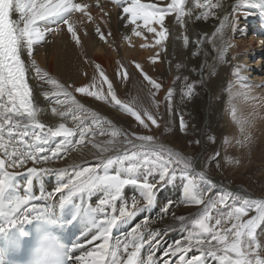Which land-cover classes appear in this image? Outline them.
Wrapping results in <instances>:
<instances>
[{
    "label": "snow or ice",
    "instance_id": "snow-or-ice-1",
    "mask_svg": "<svg viewBox=\"0 0 264 264\" xmlns=\"http://www.w3.org/2000/svg\"><path fill=\"white\" fill-rule=\"evenodd\" d=\"M187 3L188 0H171L166 7H159L156 4L142 3L141 0H113L114 7L122 10L120 19L125 21L124 26L133 25L132 33L140 36L142 31H137L141 28L138 21L142 22L148 32L155 34V45H162L168 38L169 30L165 27V19L169 15L175 14L181 26H184L185 17L192 22L207 21L209 18H218L219 14L226 11L228 0H192V7H187ZM97 6L99 7L98 0ZM242 7L259 9L260 15L264 16V0H238L235 8ZM89 8L88 3H78L76 0H0V151L3 153L0 156V236L12 231L23 234L24 226L34 221L44 227L55 225L67 228L71 232L81 219L87 218L90 225L97 230V235L92 237V241L102 242L82 256L75 255L77 250L84 247L79 240L70 247L60 245L47 253L50 264H76L77 261L80 264H158L152 253L145 258L141 252L145 245L152 244L161 235L159 231L146 233L144 226L138 224L122 237L114 239L113 230L151 208L156 203L159 192L168 183L179 180L183 185L184 202L204 205V208L191 222L190 227L185 228L184 239L176 241L174 246L169 247L164 253L165 256L178 255L181 264H207L208 258L218 261V264H264V258L261 257L264 246L257 237V229L264 223V200L226 198L225 195L216 200L207 199V193L214 187L213 181L204 172L195 171V162L191 157L158 143L153 135L132 133L134 141L116 128L106 132L104 124L111 122H106L94 112L89 113L92 117L91 123H85L86 117L77 113L89 110L85 109L63 84L43 71L35 59H31L33 46L45 41L49 33L57 34L61 25H67L72 40L76 45H80V37L74 28L77 21L73 17L76 13H82L80 23H83V17L92 20ZM197 9L200 11L193 19ZM101 11L104 9L101 8ZM13 13H18L19 18L13 19ZM250 14L249 11L242 13L234 11L231 19L225 17L217 33H221L226 25L232 32H236L240 16L247 18ZM152 25H159L160 30ZM96 32L101 40L105 39L99 27ZM183 39L187 45L188 36H184ZM200 43L202 40L198 39L196 44ZM230 47L231 40H226L223 53L226 54ZM22 52L30 58V68L34 69L36 78L46 81L53 87L54 91L45 93V96H54L57 105H68L65 110L53 107V114L60 117L70 115L76 122L75 127H69L65 123L49 127L40 122L38 119L40 109L33 101L32 88L27 79L29 67H26L25 60L21 58ZM157 59L158 57L154 58L153 63ZM96 67L99 69L100 65L97 64ZM135 67L141 69L140 64H136ZM240 73L241 68L237 66L234 74L243 81L245 78ZM124 75L127 77L126 71ZM100 76L107 81L108 78L103 71L100 72ZM144 79L157 91L162 87L146 73ZM252 87L251 84L241 83L242 91L235 93L230 88V103L235 96H243L247 100ZM75 91L94 96L98 100H108V96L102 92L89 91L86 86L78 87ZM193 91L194 85L188 84L184 95L190 98ZM108 92L115 104L121 105L144 128L149 127L139 112L121 104L112 90L110 81ZM145 115L152 125L159 127L157 119L152 114L145 111ZM231 115L244 137L237 143L243 146L250 139L247 128L251 121L243 114H238L234 105ZM184 127L181 120V128ZM94 129H99L100 136L112 137L103 144L88 140L100 154L97 157L98 163L88 167L73 166L67 182H61L54 192H48L47 195L42 192L39 196L32 194L31 180L49 172L50 169L43 166L29 167L25 175L28 178L26 193H19L16 180L22 173L10 172V168L23 169L28 161L43 165L60 159L63 154L85 145L86 138L95 137L97 132ZM120 136L126 137L125 142L131 148L116 156H104V153L113 150L115 139ZM57 138L60 139L53 146L52 142ZM113 167L117 169L114 173L110 171ZM67 173V169L63 170V174ZM126 186L137 188L140 199L133 197L129 204L122 195ZM97 192L104 195L93 207L87 201ZM55 194H62L59 211L53 210L46 203L35 202L49 200ZM74 197L79 199V207ZM229 199L232 200L231 204L228 203ZM118 200L123 205L119 209L116 207ZM69 204L72 207L65 211ZM172 204L173 201H167L163 204L162 211L167 212ZM221 206L229 210L221 211ZM252 210L256 211V215L246 221L243 220L242 218L248 216ZM213 211H216V216L212 215ZM177 219L183 221L184 217ZM213 220L214 224L211 223ZM147 222L146 219L144 225ZM229 222L231 227H224ZM83 235L84 233H81V236ZM193 250L199 254L188 257V253Z\"/></svg>",
    "mask_w": 264,
    "mask_h": 264
},
{
    "label": "bare ground",
    "instance_id": "bare-ground-1",
    "mask_svg": "<svg viewBox=\"0 0 264 264\" xmlns=\"http://www.w3.org/2000/svg\"><path fill=\"white\" fill-rule=\"evenodd\" d=\"M76 1L88 3L90 5L88 11L95 16L94 20L83 17V23L79 22L81 17L73 18L77 21L74 28L80 37V45H76L71 38V34L67 31V25H63L57 34L49 33L45 41L33 47L31 59H35L43 71L63 84L75 99L83 104L85 109L89 110V112L77 113L82 117H86L85 123H91L92 117L89 113L94 112L106 122H111L110 124H104L106 132L116 127L125 130V127L133 124L125 109L123 110L111 100L108 92V82H111L113 92L125 97L127 92L133 91L137 98H134V101H138V99L142 101L146 97L149 98L148 96H151L155 91L152 85L144 79L146 73L162 85L161 90L158 91V99L163 101V107L167 106L166 99H168L167 95L171 90L174 105L187 112V116L198 123L197 130L201 128L204 131L205 129L204 132H200L202 137L206 138V130L213 128L215 123H218L217 131L234 132L235 130L229 122L232 109L229 89L231 88V91L235 93L242 91L240 88L241 83L251 84L253 87L248 93L249 98L247 100L243 96H235L231 101H234L238 114H243L251 121L247 132L252 134L256 142H253V146L248 150L250 152L249 157L244 156V153L238 149L233 148L231 151L234 152V155H241L243 167L238 172H245L250 164L255 162H259L257 166L263 168L259 172L264 171V91L261 90V85H264V60L259 59L258 62L253 60L254 55L260 54L262 51L256 40L247 36V33L239 27L236 32H232L231 28L226 25L221 33H217V29L220 28L225 17L231 19V14L234 11L241 12L240 9L235 8L238 0H228L226 11L219 14L218 18H209L207 21L192 22L188 17H185L184 26H181L176 20L175 14L169 15L165 19V27L168 28L169 35L162 45H155V34L148 32L140 21L138 23L141 24V28L137 31H142V35H134L132 33L134 26L128 25L129 29L126 28L124 26L125 21L120 19L117 9L111 8V4L105 0H98L100 7L97 6V0ZM141 2L166 7L171 0H141ZM186 6L192 7V0H188ZM101 8L104 9L103 12ZM199 11L200 9L196 10L193 19ZM97 27L104 34V40L99 38V34L96 32ZM152 27H156L158 31L160 30L159 25H152ZM184 36L189 38L187 45L184 43ZM198 39L202 40L199 45L196 44ZM226 40H231L232 47L228 48L227 53L224 54L223 49ZM157 57L158 59L153 63V59ZM28 63L30 65V59ZM97 64L100 65L99 69L96 67ZM136 64H140L141 69H137ZM237 66L241 68L240 75L245 78L243 81H240L234 74ZM101 71L108 78L107 81L100 76ZM125 71L127 77L124 75ZM28 82L32 88L34 104L40 109L38 119L41 123L49 127L58 126L60 123L75 127L76 122L71 119L70 115L60 117L53 114V107L65 110L68 105H57L54 96H45V93H52L54 89L46 81L36 78L34 69H31V74L28 73ZM188 84H193L194 90L198 92L194 99L184 95ZM85 86L90 88L89 91L102 92L105 96H108V100H98L94 96L75 91L76 88ZM186 101L191 102L186 103ZM226 105L227 108L225 109ZM94 130L97 132L95 137L86 138L85 145L63 154L60 159L52 160L50 163L43 165L28 161L23 169L10 168L9 171H19L22 175H26L29 167L43 166L48 168L50 171L40 176L50 175L54 179V183L49 187V192H54L61 182H67L73 166H78L80 163L90 160L98 161L97 157L100 154L88 140L103 144L112 137L109 135L100 136L98 134L99 129ZM129 137L131 138V136ZM59 139L57 138L56 141L52 142L53 146ZM158 143L191 157L195 162V169L198 167L201 169V158H193L192 149L184 145L186 138L183 134L181 135L179 132L170 133L164 138V141ZM110 152L103 155L110 154ZM2 155L3 153L0 151V156ZM262 161L263 163H261ZM65 169L68 170L67 175L63 174ZM22 175H20V178ZM210 179L213 181L214 187L226 185L219 177ZM233 189L242 196L253 197L254 195L246 186H236ZM126 190L122 193L125 199L132 195H140L139 190L134 186H130ZM176 193L175 189L163 188L159 192L155 203L159 211H151L147 216L146 212H141L130 221L133 224L127 225L130 230L139 224L144 226L146 233L148 231H159L161 233L152 244L145 245L141 252L145 258L149 253H152L159 264H181L178 255H164L169 247L174 246L176 241H180L177 238L181 236L179 231L183 229L182 223L184 221L177 220L176 216L169 215V212L167 214L163 212L161 207L165 203L161 202V198ZM66 194L65 191L64 195ZM103 195L104 193L97 192L88 200L96 206ZM61 196L62 194H55L54 199L57 200ZM183 203L185 202L183 201ZM119 208L117 207V209ZM190 209L182 206L178 209V212L184 213ZM107 211L110 212L111 210L107 209ZM146 219L148 222L144 225ZM197 254H199L197 251L189 252L188 257ZM76 264H80V262L77 261ZM207 264L218 263L210 259Z\"/></svg>",
    "mask_w": 264,
    "mask_h": 264
},
{
    "label": "rangeland",
    "instance_id": "rangeland-1",
    "mask_svg": "<svg viewBox=\"0 0 264 264\" xmlns=\"http://www.w3.org/2000/svg\"><path fill=\"white\" fill-rule=\"evenodd\" d=\"M255 62L258 61L255 60ZM161 88L159 90H161ZM261 90L264 91V85H261ZM158 91L155 89V91L153 92L155 93L154 96L153 95H151L152 97L148 96L149 98L146 97V99L144 100L142 99V101L139 99L138 101H134L137 98L135 97L133 91L127 92L125 97L119 95L117 92H114L118 99L119 97H121L119 99L121 101V104L126 105L127 107L133 109L134 111L139 112L142 118L145 120V123L149 125L148 128H144L143 125L139 123V121L135 120V118L125 110L126 113L128 114L129 119L133 121V124H130L129 127H125V130L123 128H117V127L116 129L121 130L122 132L127 134L128 137L131 136V139H133L134 141H135V137L131 135L132 133H135L136 135H153L157 142H162L164 141V138L168 136V134L170 133L175 134L176 132H179L181 135L183 134L184 138H186V143H184V145L187 148L192 149L193 158L195 159L201 158L202 161L201 169L204 170L205 173H208L209 175H211V177L213 176V177L221 178L225 182L226 184L225 186L230 185V187L232 186L231 188H233V186L235 187L246 186L256 196L261 197L262 200H264V171L262 173L259 172V170L260 171L263 170V168L261 167L259 168L257 166L259 162L250 164V167L247 168L248 170L240 173L238 172V170H240L243 167V163L241 161L242 158L240 157L241 155L240 156L234 155V152L231 151V149L235 148L238 149L239 151H242V153H244V156L249 157L250 152L248 150L250 147L253 146V142L254 143L256 142V139L255 140L253 139L252 134L247 132L250 139L246 141L243 146L238 144L237 141L243 140L244 137L239 130V126L233 121L232 115L230 113L229 122H231V126H233L234 128L235 130L234 132H226L227 130L217 131L216 129L218 127V123H215L213 128H209V130H206V138H204L202 137L200 132H204L205 129L204 131L201 128L197 130L198 123L191 117L189 118L187 116L188 115L187 112L180 110L174 105L173 96L167 95L168 98L166 99L167 106L163 107L164 106L163 101L158 99ZM197 95L198 92L194 90L190 99H194ZM187 102H191V101H186V103ZM233 105H234V101H231V108ZM119 106L121 107V105ZM226 108L227 105L225 106V109ZM145 111L152 114L153 117L157 119L159 127H156L155 125L151 124V121H149L147 119V116L145 115ZM181 120H183V123L185 125L183 129L181 128ZM125 140H126L125 136L117 137L115 139L116 145L115 143L113 145V150L110 152V154H107L105 156L108 157L116 156L122 153L125 149H130L131 146L128 145L125 142ZM196 141H199V143H196ZM137 143L139 142L137 141ZM217 153H219V155H216ZM91 161L92 160H90V162ZM261 163H263V161ZM95 164L96 163H91L90 166H94ZM83 165L84 166L82 167H88V165L86 164ZM116 170H117L116 167L110 169V171L113 173ZM164 188H168L169 190L175 189L177 193L175 195H167L168 196V197L166 196L167 198L162 197L161 202L165 203V201L166 202L169 201L168 198H171L170 200L173 201V204L171 205V207H169L168 212H170L172 216H176L175 217L176 219L177 217H184L183 221L188 222L185 228L190 227L191 224L189 223L198 217V215L203 210L204 205L183 203L184 201L183 185L179 180L168 183ZM221 195H225L226 198L228 197L245 198V196L242 197V195L240 196L228 190L215 189L213 187L211 191L207 193V199L216 200ZM251 200H255V199H251ZM228 203L231 204L232 200L229 199ZM182 206L191 209L187 212L180 213L178 212V209H180ZM220 210L227 212L229 209L227 207L221 206ZM212 215L216 216L217 215L216 211H213ZM254 215H256V211L252 210L249 211L248 216L243 217L242 219L246 221ZM211 223L214 224L215 221L213 220ZM224 227L226 228L231 227V222L224 225ZM257 237L258 240L261 242L262 246H264V223H262L260 227L257 229ZM261 257L264 258V247H262L261 250Z\"/></svg>",
    "mask_w": 264,
    "mask_h": 264
},
{
    "label": "clouds",
    "instance_id": "clouds-1",
    "mask_svg": "<svg viewBox=\"0 0 264 264\" xmlns=\"http://www.w3.org/2000/svg\"><path fill=\"white\" fill-rule=\"evenodd\" d=\"M41 240H42V236L38 237V239H37V247L41 246Z\"/></svg>",
    "mask_w": 264,
    "mask_h": 264
}]
</instances>
